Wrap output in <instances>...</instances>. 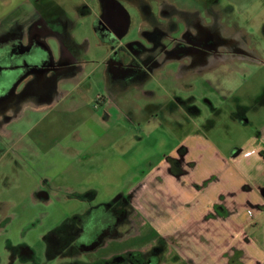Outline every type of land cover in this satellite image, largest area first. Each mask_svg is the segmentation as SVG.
<instances>
[{"label":"rangeland","instance_id":"obj_1","mask_svg":"<svg viewBox=\"0 0 264 264\" xmlns=\"http://www.w3.org/2000/svg\"><path fill=\"white\" fill-rule=\"evenodd\" d=\"M82 1L88 2L91 13L77 12L75 5ZM82 1L65 0V7L83 71L74 78L59 80L57 88L61 93L52 102L22 103L10 139L11 143H21L20 150L12 147L0 160V251L6 244L23 242L40 258L45 246L43 237L49 230L67 217L91 208L96 214L98 204L120 193L127 196L128 204L116 233L102 234L98 244L84 256L79 255L80 259L130 264L112 259L129 251L147 254L158 245L162 249L160 261L169 264L183 260L179 253L185 248L201 260L218 263L215 254L225 247L223 243L229 235L235 234L236 224L250 220L245 227L248 233L264 231V209L260 213L255 206L260 203L264 166L259 167L253 157H242L241 163L230 157L245 147L244 142L264 123V103L260 102L264 93V8L251 0L254 7L250 14H241L231 11L227 0L218 1V33L226 39L235 36L232 44H240L242 56L233 54L228 58L227 54V59L218 60L214 68L192 77L181 74L173 78L175 75L167 69L177 71V63L167 64L164 80L151 78L125 84L104 71L107 48L97 43L94 31L99 0ZM136 1L121 0L132 19L125 41L141 38L140 27L155 22L161 26L173 20L177 24L184 22L182 18L177 20V13L165 15L164 20L158 12L161 0H149L156 15L148 17L136 7ZM49 3L36 7L43 14ZM34 4L26 2L23 7L32 11ZM172 8L183 9L186 21L199 12L207 22L211 21L194 0L166 1L165 9ZM220 21L227 24V31ZM241 42H245L244 46ZM145 88L153 89L155 98L139 95ZM66 89L72 91L64 92ZM110 90L113 93L109 96ZM173 94L192 96L200 110L195 115L200 126L184 122L180 111H165ZM104 98L108 103H102ZM111 98L120 106L127 100L128 106L119 107L110 102ZM153 99L163 102V110L151 113V108L141 109ZM238 106L246 107V121L240 119ZM198 129L201 136L192 143L190 159L195 163L190 172L180 179L165 174V154L183 144L188 132ZM220 194L234 213L227 220L205 219ZM163 211L166 214L160 216ZM152 230L178 232L185 240L162 237ZM260 246L248 249L256 254Z\"/></svg>","mask_w":264,"mask_h":264},{"label":"flooded vegetation","instance_id":"obj_2","mask_svg":"<svg viewBox=\"0 0 264 264\" xmlns=\"http://www.w3.org/2000/svg\"><path fill=\"white\" fill-rule=\"evenodd\" d=\"M163 4L160 11L164 20L165 15L169 17L177 13V20L182 18L184 22L177 24L173 20L168 26L155 22L149 27H140L141 38L125 41L123 37L130 23L129 11L127 27L123 31L125 20L120 9L111 0H100L95 30L99 39L109 45L103 66L112 79L133 81L147 77L158 65L152 52L164 45L165 59L186 60L178 65L181 74L187 71L198 75L202 70L214 68L218 54L223 57L231 53L243 54L244 49L240 46L221 38L215 23L202 25L197 16L186 21L184 11L165 9V1ZM137 5L147 17L152 15L148 1L138 0ZM69 30L67 15L57 11L42 14L37 7H33L32 11L24 7L16 8L0 19V160L12 147L20 150L21 143H11L10 139L14 136L13 124L19 118L23 102L34 105L42 101L52 102L59 90L57 82L71 74L78 76L83 71ZM176 99L187 105L188 111L200 114L196 105L187 104V101L193 100L192 96ZM260 102H264V93ZM245 108L238 106L237 111L242 113ZM169 161L173 170L180 168L178 159L169 158ZM43 195L47 196L44 192ZM77 239L71 232H57L49 239L45 234L44 252L40 258L30 245L12 242L0 251V264H99L78 257L84 256L99 241L90 247L88 240L81 242Z\"/></svg>","mask_w":264,"mask_h":264},{"label":"crops","instance_id":"obj_3","mask_svg":"<svg viewBox=\"0 0 264 264\" xmlns=\"http://www.w3.org/2000/svg\"><path fill=\"white\" fill-rule=\"evenodd\" d=\"M35 2V4L33 5L34 7H36V5L38 6L40 5H47L49 3L50 0H0V19L6 15H8L9 13H11V11H13L16 8H22L24 4H26V2ZM52 1V2H51ZM48 7L44 10L43 14H48L49 12L56 10L58 13H62L66 15V7H65V0H61L60 2H57V0H51ZM82 1V0H80ZM120 1V0H118ZM149 2V0H146ZM163 1H169V0H161V5L160 7L162 8L164 6ZM218 1L219 0H194L195 4H197L199 7H203V10H205L206 15H208L211 18L210 22H207L205 19H203L201 17V13L199 12L200 15H197L199 17L198 21L200 24L202 25H207V24H217V16L219 15L218 12ZM228 1V7L229 9H231V11L236 12V13H241L244 14L246 12H248L250 14L251 9L254 7V4H251L250 1L251 0H227ZM256 4L260 5L264 8V0H256ZM100 2V0H99ZM132 3V2H131ZM75 5V3H73ZM136 5V7H138L137 5V1L134 3ZM150 4V2H149ZM75 8L78 11H80V14H84V13H91V7L89 6L88 2L86 1H82L79 2L78 4L75 5ZM200 8V9H201ZM210 12H209V9ZM173 9V8H172ZM171 9V10H172ZM150 10L152 12V14L156 15L155 13H153L151 5H150ZM180 11H183V9H181ZM197 11V10H195ZM159 13H161V11H158ZM163 16V13H161ZM174 14V13H173ZM98 15V13H97ZM97 15L95 16V18L97 17ZM145 15V13H144ZM158 15V14H157ZM221 15V14H220ZM219 15V16H220ZM131 15H130V23L128 25L127 31L125 33V35L127 34L130 25H131ZM262 22H264V16L262 17ZM222 24L223 22L220 21ZM232 25H235L233 22L231 23ZM225 26V24H223ZM228 28L227 24L225 26V29ZM73 27H71L70 31V37H71V41L73 43V45H75V47L78 49V53L79 54V47L78 44L74 41V29ZM243 31L248 32L247 29H244L242 27ZM95 31L96 34V38H98L97 43L99 44H104L107 48V53L105 55V57L107 56L108 52H109V45L107 43L102 42L99 39V36ZM227 31V29H226ZM219 35L221 36V38L226 39V37L224 36L223 33H219ZM235 36H230L229 39H226L227 41H229L228 43H232L233 38ZM131 40V39H130ZM129 40V41H130ZM245 42H241V44H243L244 46ZM240 44H238L239 46ZM81 46V45H80ZM224 46V45H223ZM221 45V47H223ZM82 48V46L80 47ZM155 56V60L158 63L157 66L153 67V71L150 75H148L147 77L143 78V79H137V80H127L126 82L124 81L125 84L129 83H133V82H144L148 79H155V80H164L165 79V66L167 67V64H174L177 63V67L178 65H180V63L182 62H186L185 59H176V58H167L165 59V45L160 49L157 48L155 51L152 52ZM233 54H238V53H233ZM232 53L229 55L230 57H228V55H224L225 57L222 58V55H217L218 60H223V59H227L231 58V56L233 55ZM264 54V52H263ZM239 55V54H238ZM242 56V55H240ZM221 57V58H220ZM264 59V55L262 56ZM233 58V57H232ZM167 71L169 72V74H174L175 76H173V78H179V76H181V73L178 72V70H174L172 71L170 68L167 69ZM106 74V73H105ZM76 74H71L68 78H64L63 80H67V79H71L76 77ZM183 77H192L193 75L190 74L189 72H184L182 74ZM64 92H70L72 90L70 89H66L63 90ZM141 94L139 95H143L148 99H152L155 98V96L157 95L156 92L151 89V88H145V89H140ZM61 93L60 90H58L56 92V97L59 96V94ZM111 90L108 91L109 96L111 95ZM113 95V94H112ZM126 94L122 93L121 96H124ZM55 97V99H56ZM176 97H180V98H184V96H179L178 94H173L172 97H170V99L168 100L169 102V107L167 108L165 106V111H168L170 113H175V111H180L183 113L185 120L184 122H186L187 124H194V125H198L200 126V123L196 121L195 115H198L196 113L190 112L188 111L187 105H184L182 103H179L178 100L176 99ZM106 99L104 98V101H102V103H106ZM110 102L115 103L116 105H118L119 107H124L126 108L128 105L127 100L125 102V104H123V106H120V103L112 100V98L110 99ZM43 103V101H42ZM44 103H48V101L44 102ZM108 103V102H107ZM264 103V102H263ZM187 104H193V100L187 101ZM195 105V104H193ZM264 106V104L262 105ZM171 107H174L171 110ZM151 108V113L152 111H161L164 108V104L163 102L161 103L158 100H147L146 103H144L143 107H141V109H149ZM214 111H216V108ZM246 111V110H245ZM172 113V114H173ZM244 111L242 112V115H240V119H242L243 121H246V117H244ZM238 117V116H237ZM176 120V119H175ZM199 129L198 130H193L191 132H188L187 136H186V141L181 144L180 146H177L176 148H173L169 151V153L165 154V157L163 158V162L165 163V174L169 175L170 177H174L177 179H180L182 176H184L185 174H188L190 172V168L193 167L195 161L190 159V155H191V151H192V143L193 141L198 138L199 136H201L199 133ZM189 142V143H188ZM245 147H241L238 148V150L234 153H232L230 155V157H232V160L236 163H241L242 162V157H253L254 159H256L258 161V166L261 167L260 165L263 164L264 166V123L262 124V126L256 131V133L250 135V137L244 142L243 144ZM261 151L263 154H261ZM169 158H176L180 161V168L178 170H173L171 168V163L169 161ZM161 176V175H160ZM162 178V177H161ZM156 180V178H155ZM260 191H261V196H260V203H256L255 206L257 207L258 212L262 213L263 209H264V180L261 184L260 187ZM120 194V193H119ZM118 194V195H119ZM117 196V195H116ZM222 194L219 195L218 200L214 202V204L212 205V208L209 209L206 214L204 215V218H208V219H214L213 217L217 218V219H224L227 220L228 217L234 213L233 210H230L229 205H227V203H224L223 199L221 198ZM157 201V199L155 200ZM159 202V201H158ZM161 203V202H159ZM162 204V203H161ZM166 213L165 211H163L162 214H159L160 216H164ZM156 216H158V214L154 215V218H156ZM154 218L152 220H154ZM250 224V220L238 223L235 225L234 227V231L235 234H230V238L228 237V240H225L223 245L225 247L221 248L218 252H216L215 256H217L218 258V263L217 262H213L211 263L210 261H205L204 259L201 260V258H199L198 255H194V254H190L187 253L185 250L181 254V256L184 258L183 260H177V261H173V263L171 264H264V231H260V230H255L252 233H248L245 229L246 225ZM153 234H157L160 235L162 237H167L170 239H174L175 237L178 240H182L184 241L185 239L180 238L177 234L178 232L175 233H160L157 232L156 230H152ZM228 234V230L226 232ZM205 239V238H204ZM237 242L238 246L235 248L234 247V243ZM257 243V244H256ZM232 245V246H231ZM257 245H261L260 246V250L258 251V253H252L251 251H249L248 247H255ZM236 249V250H235ZM158 264H169L160 261Z\"/></svg>","mask_w":264,"mask_h":264},{"label":"trees","instance_id":"obj_4","mask_svg":"<svg viewBox=\"0 0 264 264\" xmlns=\"http://www.w3.org/2000/svg\"><path fill=\"white\" fill-rule=\"evenodd\" d=\"M127 204V196L117 195L111 201L98 204L96 214L93 212L94 209L91 208L85 213L67 217L57 227L49 230L46 237L49 239L52 234L57 232H71L81 242L88 240L89 246L92 247L99 241V237L103 233H116V225L126 214ZM117 205H119V211L116 210ZM160 253V246H154L147 254L139 251H129L126 255H116L112 260L113 262L126 261L130 264H158L161 260Z\"/></svg>","mask_w":264,"mask_h":264},{"label":"water","instance_id":"obj_5","mask_svg":"<svg viewBox=\"0 0 264 264\" xmlns=\"http://www.w3.org/2000/svg\"><path fill=\"white\" fill-rule=\"evenodd\" d=\"M112 4L117 6L122 12L123 18L125 20V24L123 25V31L126 30L127 27V18H128V10L125 6H123L118 0H111Z\"/></svg>","mask_w":264,"mask_h":264}]
</instances>
